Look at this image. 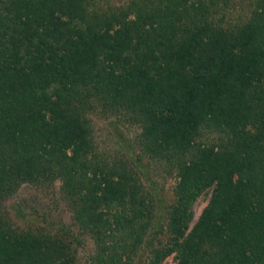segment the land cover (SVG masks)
Here are the masks:
<instances>
[{"label": "trees", "instance_id": "obj_1", "mask_svg": "<svg viewBox=\"0 0 264 264\" xmlns=\"http://www.w3.org/2000/svg\"><path fill=\"white\" fill-rule=\"evenodd\" d=\"M229 1L0 0V203L62 180L90 264H134L141 250L147 264L174 252L178 264H264V0L227 25ZM96 113L126 115L139 161L176 172L165 241L138 162L100 156ZM0 264L78 262L14 229L0 204Z\"/></svg>", "mask_w": 264, "mask_h": 264}, {"label": "rangeland", "instance_id": "obj_2", "mask_svg": "<svg viewBox=\"0 0 264 264\" xmlns=\"http://www.w3.org/2000/svg\"><path fill=\"white\" fill-rule=\"evenodd\" d=\"M255 1L230 0L223 22L227 25L244 22L254 10ZM128 3L129 0H100V6L105 9L117 8ZM218 18L220 16H217ZM91 116L93 137L100 156L113 162L136 161L139 170L145 172L146 177H143L142 182L159 204L153 222L161 226L158 236L165 241L168 234L166 212L176 202L175 187L178 182L176 172L146 158L142 162L139 161L137 142L140 130L128 120L126 115L105 116L96 113ZM216 185L215 182L196 199L191 209L193 218L186 234L191 232L210 204ZM62 186V180H57L50 186L23 185L14 195L1 201L0 204L14 229L58 239L64 249L74 254L78 264H90L88 254L95 244L92 237L78 226L64 198ZM75 236L82 240L83 246L77 245ZM149 256L148 251L141 250L135 257L134 264H147ZM162 264H178L177 253H172Z\"/></svg>", "mask_w": 264, "mask_h": 264}]
</instances>
